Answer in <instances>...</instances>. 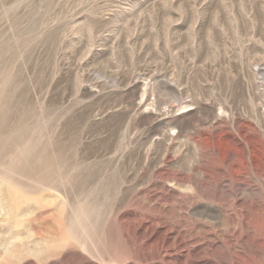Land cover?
Instances as JSON below:
<instances>
[{
	"label": "rangeland",
	"instance_id": "374dc122",
	"mask_svg": "<svg viewBox=\"0 0 264 264\" xmlns=\"http://www.w3.org/2000/svg\"><path fill=\"white\" fill-rule=\"evenodd\" d=\"M0 264H264V0H0Z\"/></svg>",
	"mask_w": 264,
	"mask_h": 264
}]
</instances>
